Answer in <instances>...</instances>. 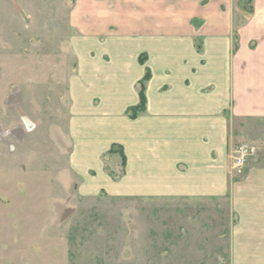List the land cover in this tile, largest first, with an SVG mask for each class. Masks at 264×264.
<instances>
[{
	"label": "crops",
	"instance_id": "0c3cea01",
	"mask_svg": "<svg viewBox=\"0 0 264 264\" xmlns=\"http://www.w3.org/2000/svg\"><path fill=\"white\" fill-rule=\"evenodd\" d=\"M71 19L66 127L72 172L94 174L84 188L193 206L195 225L223 214L225 264H264V143L240 180L226 168L233 119H264V0H76ZM147 71L146 109L130 119ZM112 145L119 182L104 171Z\"/></svg>",
	"mask_w": 264,
	"mask_h": 264
},
{
	"label": "rangeland",
	"instance_id": "374dc122",
	"mask_svg": "<svg viewBox=\"0 0 264 264\" xmlns=\"http://www.w3.org/2000/svg\"><path fill=\"white\" fill-rule=\"evenodd\" d=\"M75 3L0 0V264H225L223 214L210 226L196 223L199 231L191 214L184 220L193 206L109 197L84 188L93 173L72 172L65 76L75 69ZM247 124L231 123L230 151L255 148L244 173L264 143V119ZM121 161L118 153L103 159L115 173ZM125 169L117 179L104 171L119 182Z\"/></svg>",
	"mask_w": 264,
	"mask_h": 264
},
{
	"label": "trees",
	"instance_id": "16d2710c",
	"mask_svg": "<svg viewBox=\"0 0 264 264\" xmlns=\"http://www.w3.org/2000/svg\"><path fill=\"white\" fill-rule=\"evenodd\" d=\"M146 60L145 56H141L139 58V61L141 63H144V61ZM150 79V73L149 71H147L143 78L138 82V96H139V102L136 106H132L126 109L125 111V115L127 117H129L130 119H135L139 114L143 113L146 109V96H145V85L146 82ZM118 153L121 157V166H122V170H120L118 173H115L112 170H109L108 167H105L106 171L108 172V174L110 175L111 178L113 179H117L119 178L123 173H124V168H125V156L122 150V147L120 145H112L111 148L109 149L108 152H106L103 156V159L106 160L108 158L109 155Z\"/></svg>",
	"mask_w": 264,
	"mask_h": 264
},
{
	"label": "built area",
	"instance_id": "2783aa9c",
	"mask_svg": "<svg viewBox=\"0 0 264 264\" xmlns=\"http://www.w3.org/2000/svg\"><path fill=\"white\" fill-rule=\"evenodd\" d=\"M25 124L27 126V122ZM254 154L255 148L245 143L232 149L228 155L229 162L226 166L230 174L235 176L243 175L245 168Z\"/></svg>",
	"mask_w": 264,
	"mask_h": 264
},
{
	"label": "bare ground",
	"instance_id": "6f19581e",
	"mask_svg": "<svg viewBox=\"0 0 264 264\" xmlns=\"http://www.w3.org/2000/svg\"><path fill=\"white\" fill-rule=\"evenodd\" d=\"M25 120H26V122H27V126H29L28 129L30 130L33 126L31 125V123L28 122L27 119H25Z\"/></svg>",
	"mask_w": 264,
	"mask_h": 264
}]
</instances>
